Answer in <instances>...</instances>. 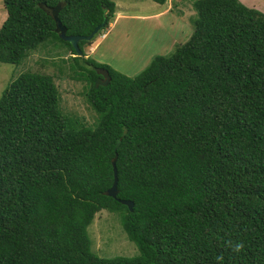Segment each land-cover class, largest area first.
Masks as SVG:
<instances>
[{
    "label": "trees",
    "instance_id": "1",
    "mask_svg": "<svg viewBox=\"0 0 264 264\" xmlns=\"http://www.w3.org/2000/svg\"><path fill=\"white\" fill-rule=\"evenodd\" d=\"M57 4L68 35L115 17L113 0H4L0 62L66 44L95 120L64 114L48 73L26 70L4 90L0 264H264V12L192 0L191 36L128 76L85 57L97 33L78 42L81 55L59 37L47 12ZM98 67L110 80L96 87ZM114 156L117 198L106 194ZM102 210L118 215L136 255L92 250Z\"/></svg>",
    "mask_w": 264,
    "mask_h": 264
},
{
    "label": "rangeland",
    "instance_id": "2",
    "mask_svg": "<svg viewBox=\"0 0 264 264\" xmlns=\"http://www.w3.org/2000/svg\"><path fill=\"white\" fill-rule=\"evenodd\" d=\"M113 1L116 5L114 19L89 45L83 46V51L85 57L118 72L135 76L155 55L171 53L191 36L196 17L192 0H167L164 4L153 0ZM6 15L4 0H0V26ZM70 55L66 44L48 40L19 64L0 62V98L11 80L22 72L48 73L57 86L61 111L80 117L87 124L93 123L96 113L83 94L85 81L72 77L68 68ZM88 233L92 250L100 256L137 254V248L126 236L117 214L106 210L97 212L88 226Z\"/></svg>",
    "mask_w": 264,
    "mask_h": 264
},
{
    "label": "water",
    "instance_id": "3",
    "mask_svg": "<svg viewBox=\"0 0 264 264\" xmlns=\"http://www.w3.org/2000/svg\"><path fill=\"white\" fill-rule=\"evenodd\" d=\"M61 6L60 4H57L56 6L47 9V12L52 15V17L55 20V28L54 31L58 33L59 37L65 41H68L72 44V46L74 47L75 51L77 52V55H81L82 54V50L79 48L78 42L80 40H91L94 35L96 33H98L100 30H102L103 28H105L106 26V20H103L101 23H99L98 25H96L94 27V29L87 35H82V34H71L68 35L66 33V27L61 23L59 17H58V13L60 10ZM96 71L101 75L99 77L96 78L95 80V86H99V85H106L109 80H110V74L108 69L104 68V67H98L96 68ZM116 161V156L113 157L112 159V165H113V175H114V179H113V183L110 186V188H108L106 190V194L112 197L117 198V193H118V188H117V182H118V176H117V167L115 164ZM118 200L127 205L128 208L130 210L133 209V201L128 200V199H119Z\"/></svg>",
    "mask_w": 264,
    "mask_h": 264
},
{
    "label": "crops",
    "instance_id": "4",
    "mask_svg": "<svg viewBox=\"0 0 264 264\" xmlns=\"http://www.w3.org/2000/svg\"><path fill=\"white\" fill-rule=\"evenodd\" d=\"M243 3L250 7H255L264 12V0H241Z\"/></svg>",
    "mask_w": 264,
    "mask_h": 264
},
{
    "label": "clouds",
    "instance_id": "5",
    "mask_svg": "<svg viewBox=\"0 0 264 264\" xmlns=\"http://www.w3.org/2000/svg\"><path fill=\"white\" fill-rule=\"evenodd\" d=\"M243 246H244L243 241H240V242H237V243L234 245V249H235L236 251H239L240 249L243 248Z\"/></svg>",
    "mask_w": 264,
    "mask_h": 264
},
{
    "label": "bare ground",
    "instance_id": "6",
    "mask_svg": "<svg viewBox=\"0 0 264 264\" xmlns=\"http://www.w3.org/2000/svg\"><path fill=\"white\" fill-rule=\"evenodd\" d=\"M104 36V35H103Z\"/></svg>",
    "mask_w": 264,
    "mask_h": 264
},
{
    "label": "flooded vegetation",
    "instance_id": "7",
    "mask_svg": "<svg viewBox=\"0 0 264 264\" xmlns=\"http://www.w3.org/2000/svg\"><path fill=\"white\" fill-rule=\"evenodd\" d=\"M101 76V75H100Z\"/></svg>",
    "mask_w": 264,
    "mask_h": 264
}]
</instances>
